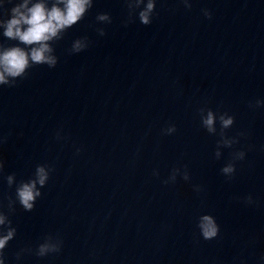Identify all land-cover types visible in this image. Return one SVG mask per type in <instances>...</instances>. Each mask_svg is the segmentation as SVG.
<instances>
[{
  "label": "clouds",
  "instance_id": "1",
  "mask_svg": "<svg viewBox=\"0 0 264 264\" xmlns=\"http://www.w3.org/2000/svg\"><path fill=\"white\" fill-rule=\"evenodd\" d=\"M186 10H191L193 0H179ZM127 15L123 20L124 27L135 23L149 26L156 15L157 0H123ZM11 5V6H10ZM95 0H0V88L16 87L18 82L25 80L30 75V70L47 66L54 69L59 63L56 54V45L62 41L70 29L83 21L93 9ZM10 6V7H9ZM204 18L211 20L212 12L208 8H202ZM112 23V17L108 12H99L95 17L94 30L99 37L106 35L105 26ZM4 41H15L8 45ZM91 41L87 36L74 39L68 48L67 54L74 55L86 51ZM251 110L264 107V99L249 101ZM200 126L211 136L218 137L214 158L219 160L223 155V149H231L229 160L221 168V174L232 180L236 173L237 162L244 161L247 152L236 149L234 146L240 143V138L246 133L240 132L230 136L227 131L235 123V117L228 112L214 111L209 107H200L197 110ZM177 131L176 125L168 124L161 129L165 136L173 135ZM57 141L66 140L63 130L56 132ZM7 136L0 135V146L7 143ZM251 150L249 146L248 151ZM82 148L75 149V155H79ZM54 168L51 164L41 163L35 166L34 172L28 179H17L16 173L5 172V161L0 157V179H3L9 189L14 188V196H7L6 203L0 199V264H7L5 249L17 236V227L10 218L15 214L17 205L25 212H32L37 201L43 196V189L48 185ZM159 171L154 169L153 176L158 177ZM185 182L191 180L187 166H178L171 169L163 184H175L177 178ZM197 193L203 191L201 185H193ZM245 206H255L257 201L252 194L241 198ZM196 228L198 237L204 241H212L220 234V226L216 218L211 214H201L197 217ZM63 248V239L59 234H47L42 240L33 246L20 248L15 253L17 264L25 256L34 255L37 258H45L59 254ZM259 264H264V256L260 257Z\"/></svg>",
  "mask_w": 264,
  "mask_h": 264
}]
</instances>
